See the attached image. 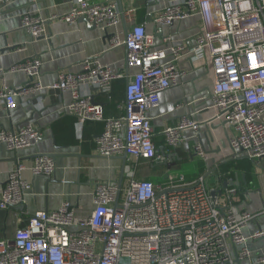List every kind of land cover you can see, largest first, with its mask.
Wrapping results in <instances>:
<instances>
[{
  "label": "built area",
  "instance_id": "2783aa9c",
  "mask_svg": "<svg viewBox=\"0 0 264 264\" xmlns=\"http://www.w3.org/2000/svg\"><path fill=\"white\" fill-rule=\"evenodd\" d=\"M13 1L0 0V15ZM135 11L132 5L122 13L115 0H76L66 15L50 17L69 23L87 18L106 29L118 26L125 17L129 26L125 37L119 33L109 37L110 47L125 46L128 64L139 68L125 85L119 103L123 114L106 117L104 104L83 91L87 85L110 94L114 81L124 77L95 59L85 60L80 71L58 72L57 80L45 85L42 58H26L9 71L25 72L28 81L15 89H0V98L12 110L20 94L45 88L69 90L72 99L66 110L78 123L104 122L96 137L98 154L111 157L127 152L136 159L169 164L172 157L159 153L148 113L160 103L163 91L182 82L185 71L178 62L188 55L199 67L211 64L212 106L227 127L230 158L248 157L260 166L264 162V0H169L147 14L159 26L200 16L202 30L190 48L157 46L155 33L145 22L134 20ZM45 22L40 14L22 15V26L33 40L44 35ZM170 56L173 59L168 60ZM200 124L184 116L178 125L166 126L167 145L180 147L186 131H198ZM41 136L32 122L17 129L0 128V142L11 152L34 145ZM195 152L206 158L201 143L195 145ZM24 168L18 164L10 171L1 191V209L26 204L31 184L22 177ZM32 171L53 175L55 159L38 154ZM222 178L218 171L213 181L208 174L187 179L168 172L163 184L130 177L124 188L117 182L98 181L91 208L66 199L55 209H38L20 219L12 237L0 238V264H264V249L254 253L249 247L250 239L264 238V228L258 225L250 236L245 234L260 212L243 207L247 199L238 203V184ZM232 180L224 189L223 183Z\"/></svg>",
  "mask_w": 264,
  "mask_h": 264
},
{
  "label": "crops",
  "instance_id": "0c3cea01",
  "mask_svg": "<svg viewBox=\"0 0 264 264\" xmlns=\"http://www.w3.org/2000/svg\"><path fill=\"white\" fill-rule=\"evenodd\" d=\"M115 1L119 5V2ZM75 2L76 0H14L8 5L0 15V69L4 71L0 73V89H15L24 85L28 81L27 74L23 71L11 72L9 69L26 58L38 56L43 61L41 81L45 85L53 84L57 80L58 72L80 71L85 60L95 59L98 63L124 74L123 78L115 81L124 84L125 90L128 79L132 78L139 68L128 64L125 46L111 48L109 37H106V33H119L122 38L125 37V17L122 15L121 23L109 29L87 23L85 18L73 23L50 19L52 15L63 16L72 11ZM168 2L169 0H122V5L124 11L135 5L137 9L134 20L145 22L148 31L155 33L157 46L168 48L170 45L183 44L188 48L192 47L196 35L202 30L200 16H190L163 26L155 25L152 20L147 19L149 12H157ZM142 6H145V11L140 12L139 8ZM28 11L40 14L46 19L45 33L39 39L33 40L22 26V15ZM171 59L173 57L170 56L168 60ZM178 64L185 71L182 82L163 91L160 103L148 113L156 131L154 140L159 153L173 155L175 159L169 164L128 156L124 166L121 158L123 154L111 157L98 154L96 137L101 133L94 134L93 137L87 134L85 141L82 139L83 125L66 110L72 99L69 90L45 88L27 95L20 94L17 96V107L12 110H9L5 101L0 98V128L17 129L26 122H32L42 131V136L34 145L17 152L9 151L5 143L0 142V196L10 171L18 164L24 165L22 177L31 184L26 204L9 209L0 208V238L12 237L20 219L29 217L38 209H55L66 199L86 208L93 207L92 194L95 184L105 180L119 183L122 169V188L130 177L151 179L155 183L163 184L168 172L173 175L184 174L187 179L208 174L209 179L213 181L219 166L232 159L226 152L230 150L227 127L224 121L215 116L216 111L212 106L214 80L211 64L199 67L188 55L183 56ZM83 91L93 95L96 101L103 104L111 94L101 93L95 87L87 85L83 87ZM124 97L117 101L113 114L105 115L106 117L123 114L119 103ZM203 102L205 104L199 106ZM184 114L200 121V128L198 131L187 130L181 146L172 148L165 141L164 129L166 126L178 125ZM30 118L32 119L28 120ZM58 138L61 143H58ZM224 139L226 148L222 146ZM197 143H201L208 151L206 158L195 152ZM38 154H49L55 159L56 171L53 175H34L32 167ZM183 165H187L188 170L175 173L170 170L171 167L178 170ZM225 178L227 177L222 179ZM233 179L238 186L245 180L241 172H236ZM245 199L248 203H244ZM238 203H244L243 207L251 212H260L257 220L245 228L247 236H250L258 225L264 228V162L254 167L253 182L247 191L239 194ZM249 247L254 253L260 252L264 249V238L250 239Z\"/></svg>",
  "mask_w": 264,
  "mask_h": 264
},
{
  "label": "trees",
  "instance_id": "16d2710c",
  "mask_svg": "<svg viewBox=\"0 0 264 264\" xmlns=\"http://www.w3.org/2000/svg\"><path fill=\"white\" fill-rule=\"evenodd\" d=\"M145 6L139 8L140 12L145 11ZM137 9V8H136ZM124 97V84L115 81L113 92L110 94L108 101L104 104L105 115H111L117 108V101ZM104 128L103 121H86L83 124V140L85 141L86 135L93 137L94 134H100ZM58 143L61 140L58 138ZM95 146V143H94ZM254 162L248 157H240L235 160H227L219 166L218 172L227 178H235L236 172H241L244 177V182L239 186V194L242 195L248 190L254 179ZM232 170L230 175H224L226 171Z\"/></svg>",
  "mask_w": 264,
  "mask_h": 264
},
{
  "label": "water",
  "instance_id": "95a60500",
  "mask_svg": "<svg viewBox=\"0 0 264 264\" xmlns=\"http://www.w3.org/2000/svg\"><path fill=\"white\" fill-rule=\"evenodd\" d=\"M118 2H119V5H120V8H121V11H122V13L124 12V9H123V5H122V0H117ZM124 17V16H123ZM85 20L87 21V23H90V24H92V25H95V24H93V23H91L87 18H85ZM96 26V25H95ZM128 30H129V26H128V24H127V22H126V19H125V32H126V34L128 33ZM160 33L162 34V28L160 29ZM111 36V33L109 34V33H106V37H110ZM106 39V38H105ZM9 48V47H8ZM12 48V47H11ZM192 103H194V99L192 100ZM205 104V102H203L201 105H199V106H203ZM198 106V105H197ZM195 107V106H194ZM198 107H196V109H197ZM195 109V110H196ZM207 110V109H206ZM184 116H187V117H191V115H188V114H184ZM32 118H30V119H28V120H31ZM14 128V127H13ZM222 143H223V147L224 148H226L227 147V143H226V141H225V139L222 141ZM205 152L207 153L208 151L207 150H205ZM176 156L178 155V152L176 151ZM128 153L127 152H124L123 153V155L121 156V158H122V160H123V165L125 166V164H126V161H127V159H128ZM170 157H172L170 160L171 161H174L175 159L173 158V155L172 156H170ZM168 162L166 161L165 162V164H167ZM123 177H124V169H122V171H121V175H120V180H119V185H120V187H121V185H122V180H123ZM78 183H81L80 181H78ZM233 184V180L232 181H230V182H224L223 183V188H227L229 185H232ZM216 192L217 191H213L212 192V194L213 195H216ZM219 193H222V189H220L219 191H218Z\"/></svg>",
  "mask_w": 264,
  "mask_h": 264
},
{
  "label": "rangeland",
  "instance_id": "374dc122",
  "mask_svg": "<svg viewBox=\"0 0 264 264\" xmlns=\"http://www.w3.org/2000/svg\"><path fill=\"white\" fill-rule=\"evenodd\" d=\"M227 152V154H230L231 153V151L230 150H227L226 151ZM178 169V168H177ZM170 170L172 171V172H177V171H179V172H183V171H185V170H188V166L187 165H183L180 169H178V170H176V167H171L170 168Z\"/></svg>",
  "mask_w": 264,
  "mask_h": 264
}]
</instances>
